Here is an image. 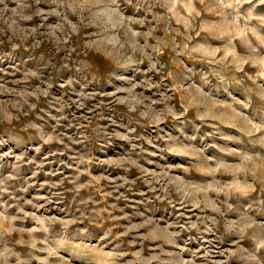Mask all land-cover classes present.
Wrapping results in <instances>:
<instances>
[{
  "label": "rangeland",
  "instance_id": "1",
  "mask_svg": "<svg viewBox=\"0 0 264 264\" xmlns=\"http://www.w3.org/2000/svg\"><path fill=\"white\" fill-rule=\"evenodd\" d=\"M0 264H264V0H0Z\"/></svg>",
  "mask_w": 264,
  "mask_h": 264
}]
</instances>
